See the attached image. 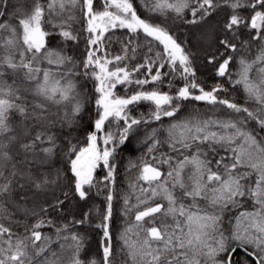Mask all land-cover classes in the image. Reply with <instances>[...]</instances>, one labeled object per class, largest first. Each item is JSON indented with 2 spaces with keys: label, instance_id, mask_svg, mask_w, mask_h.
I'll return each mask as SVG.
<instances>
[{
  "label": "snow or ice",
  "instance_id": "snow-or-ice-1",
  "mask_svg": "<svg viewBox=\"0 0 264 264\" xmlns=\"http://www.w3.org/2000/svg\"><path fill=\"white\" fill-rule=\"evenodd\" d=\"M0 264H264V0H0Z\"/></svg>",
  "mask_w": 264,
  "mask_h": 264
},
{
  "label": "trees",
  "instance_id": "trees-1",
  "mask_svg": "<svg viewBox=\"0 0 264 264\" xmlns=\"http://www.w3.org/2000/svg\"><path fill=\"white\" fill-rule=\"evenodd\" d=\"M113 49L114 50H118L119 49V44H113ZM200 75H201L202 78H206V77H208L209 73H208L207 70L201 68ZM143 108H144V106H141V110H143ZM121 171L123 172V169H121ZM120 179H121V181H123L124 177L121 176ZM121 187H122L123 190H127V183L126 182L122 183ZM117 207H118V205H117ZM98 240H99V235L93 233L92 236H91V242H92V246H93L94 249L96 247V243H97Z\"/></svg>",
  "mask_w": 264,
  "mask_h": 264
}]
</instances>
